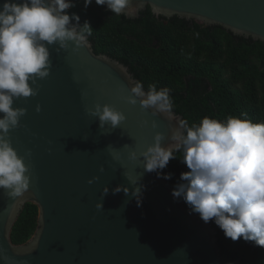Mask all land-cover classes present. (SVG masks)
<instances>
[{
	"label": "water",
	"instance_id": "obj_1",
	"mask_svg": "<svg viewBox=\"0 0 264 264\" xmlns=\"http://www.w3.org/2000/svg\"><path fill=\"white\" fill-rule=\"evenodd\" d=\"M137 5L133 18L120 16L136 20L150 8L157 18L197 21L264 43V0H131L130 6ZM153 7L168 14L155 15ZM73 46L59 52L58 45L49 46L52 67L38 80V94L14 99L13 107L26 114L9 136L29 166L30 186L19 202L0 189V264H242L222 260L217 231L173 198L171 182L146 172L143 158L128 159L153 144L157 132L167 147L183 116L173 111L169 120L127 103L121 97L129 94V78L136 80L128 67L97 55L89 40L76 51ZM96 103L112 105L126 120L115 129L100 128L87 112ZM140 185L137 205L131 189ZM117 186L121 191L114 194ZM27 204L38 208L37 228L28 242L16 245L12 231Z\"/></svg>",
	"mask_w": 264,
	"mask_h": 264
},
{
	"label": "clouds",
	"instance_id": "obj_2",
	"mask_svg": "<svg viewBox=\"0 0 264 264\" xmlns=\"http://www.w3.org/2000/svg\"><path fill=\"white\" fill-rule=\"evenodd\" d=\"M83 3L87 8L93 0ZM95 4L129 18L140 7L130 6L131 0H95ZM74 7L73 0H4L0 5V189L17 202L29 191L30 169L25 157L12 147L9 136L26 114L25 108L13 107L14 99L38 94V80L46 79L52 67L49 46L58 45L59 52L67 50L70 42L74 51L88 45L92 27L88 22L81 25L75 13L71 17L67 14L65 10ZM152 12L168 14L159 7H153ZM129 83V94L121 97L124 101L151 109L153 116L162 113L173 119V100L168 88L157 90L155 84H150L145 91L140 81L129 78ZM40 110L38 104L36 111ZM87 112L98 118L100 128L110 124L115 129L126 120L121 111L109 104L96 103ZM152 127H157L156 121H152ZM163 139V134L157 132L153 144L139 156L136 151L130 152L128 159L143 158L146 172H156L167 180L171 174H163L162 170L171 159L177 158L174 153L182 152L190 171L180 174L181 182L171 193L173 198H182L190 214L198 213L205 223L214 221L226 238L234 242L243 238L264 248V122H253L247 113L222 121L205 116L191 126L182 121L173 129L172 143L167 147L162 146ZM113 159L118 160L119 154H114ZM138 182L131 181L133 185ZM121 187L117 186L113 193L120 192ZM143 187L131 189L137 205L141 203ZM108 191L105 186L103 195ZM123 191L127 195L130 190L124 187ZM96 207L102 209L103 203H97Z\"/></svg>",
	"mask_w": 264,
	"mask_h": 264
},
{
	"label": "trees",
	"instance_id": "obj_3",
	"mask_svg": "<svg viewBox=\"0 0 264 264\" xmlns=\"http://www.w3.org/2000/svg\"><path fill=\"white\" fill-rule=\"evenodd\" d=\"M73 2L76 7L65 11L70 17L73 13L78 15L81 25L85 22L91 25V35L87 38L96 54L108 55L135 70L138 68L137 71H140L139 64L145 65L149 70L144 77L149 83L163 79L164 61L172 64L166 67L169 71L175 70L167 81L177 82L173 84L178 96L172 99V111L183 116L189 126L205 116L222 121L229 116L239 117L241 113H247L255 123L264 122V43L236 37L218 26L206 27L177 17L163 25L150 8L139 19L129 20L96 5L95 0L87 8L83 0ZM177 28L195 32L181 33ZM151 34L162 36L159 39L164 41L166 51L157 52L140 41ZM186 75L199 85L197 92L185 91L183 77ZM174 154L177 158L171 159L162 173L171 174L167 180L175 188L181 182L180 174L190 170L183 162L182 152ZM38 215L37 206H25L12 231L14 244L22 245L32 238ZM210 222L217 231L224 262L264 264V248L243 238L234 242L225 237L214 221Z\"/></svg>",
	"mask_w": 264,
	"mask_h": 264
},
{
	"label": "flooded vegetation",
	"instance_id": "obj_4",
	"mask_svg": "<svg viewBox=\"0 0 264 264\" xmlns=\"http://www.w3.org/2000/svg\"><path fill=\"white\" fill-rule=\"evenodd\" d=\"M141 16V15H140ZM140 18V17H139ZM138 18V19H139ZM157 18V17H156ZM161 18V19H160ZM160 18H158V20L160 21V23L161 24H163V25H168L169 24V22H171V20L173 19V18H171V19H166V18H162V17H160ZM176 18V17H175ZM189 22H192V21H189ZM195 22H197V21H195ZM203 25V24H202ZM177 31H179V30H182L181 31V33H186V34H190V33H192V32H195L193 29H180V28H177L176 29ZM171 33L173 32V31H170ZM159 38H162V36H160V37H158L157 35H154V34H151V35H149V37H145V39H144V41H142V40H140L142 43H147L148 44V46H150L151 48H154L155 49V51H157V52H160V51H166V48H165V46H164V44H163V42L164 41H160V39ZM166 47H168V46H166ZM97 55H104V56H107V57H109V58H111L112 60H115V61H118V60H116L115 58H112V57H110V56H108V55H105V54H97ZM119 63H121V64H123V65H125L126 67H128V69H129V72L133 75V77H134V79H136L137 81H140L142 84H143V87H144V90L145 91H147L148 90V86L150 85V84H155L156 85V87H157V90H159L160 88H164V87H166V88H168L169 89V94H170V97L172 98V99H175V98H177V93L175 92L176 90L173 88V84H176V83H171L170 81L168 82L167 80H168V78L169 77H171L172 76V74L174 73V71L173 70H171V71H169L170 69L169 68H167L166 69V67L167 66H169L170 64L168 63V61H164V66H166L165 67V70H164V72H163V79L161 80H158L157 78V80H154V81H152V83H149L147 80H146V78L144 77L145 75H147V70H149V68L148 67H146L145 65H142V64H139L137 67H139L140 68V71H137L138 70V68H137V70H135L134 68H132V67H129V66H127L126 64H124V63H122V62H120V61H118ZM152 65H156L155 63H153L152 62ZM172 65V64H171ZM170 65V66H171ZM179 72V71H178ZM177 72V73H178ZM180 73H178V75H179ZM162 77V76H161ZM163 81H164V83H163ZM183 81H184V83H185V85H186V87H185V91L186 90H190V91H193V92H197L198 90H199V85L197 84V82L196 81H194V79H192V77H190V75H186V76H184L183 77ZM166 84H167V86H166ZM177 85V84H176ZM209 90H210V88H209Z\"/></svg>",
	"mask_w": 264,
	"mask_h": 264
},
{
	"label": "rangeland",
	"instance_id": "obj_5",
	"mask_svg": "<svg viewBox=\"0 0 264 264\" xmlns=\"http://www.w3.org/2000/svg\"><path fill=\"white\" fill-rule=\"evenodd\" d=\"M198 23H200V22H198ZM201 24V23H200Z\"/></svg>",
	"mask_w": 264,
	"mask_h": 264
}]
</instances>
